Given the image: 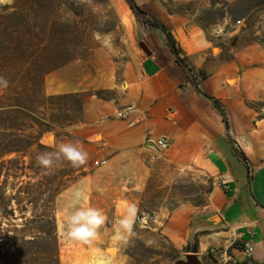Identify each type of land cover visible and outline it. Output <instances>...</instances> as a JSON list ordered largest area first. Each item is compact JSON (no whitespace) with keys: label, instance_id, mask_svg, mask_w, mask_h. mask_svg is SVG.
<instances>
[{"label":"rangeland","instance_id":"374dc122","mask_svg":"<svg viewBox=\"0 0 264 264\" xmlns=\"http://www.w3.org/2000/svg\"><path fill=\"white\" fill-rule=\"evenodd\" d=\"M134 2L132 10L126 0H0V77L8 82L0 86V102L14 101L13 83L29 82L36 64L55 68L43 80L33 119L9 108L0 114V264H94L102 256L114 264H174L197 255L192 244L177 249L163 226L181 204H209L217 180L202 170L162 169L131 180L130 187L100 158L98 122L125 119L116 114L126 106L120 103L127 73H137L139 44L150 45L154 31L163 34L150 17L172 33L188 78L197 81L231 63L235 78H247V106L264 119V0ZM108 36L111 48L104 45ZM67 89L76 91L50 92ZM20 93L17 102L27 104L29 96ZM61 95L67 98L49 100ZM107 107L111 114L103 116ZM68 140L83 144L86 164L65 162L45 174L35 156L52 151L53 141ZM157 159L148 152L145 165ZM77 189L87 196L79 207L97 208L108 218L91 245L66 235L65 208ZM129 204L138 215L125 243L117 238V221ZM211 250L197 255L201 264H242Z\"/></svg>","mask_w":264,"mask_h":264},{"label":"crops","instance_id":"0c3cea01","mask_svg":"<svg viewBox=\"0 0 264 264\" xmlns=\"http://www.w3.org/2000/svg\"><path fill=\"white\" fill-rule=\"evenodd\" d=\"M153 35L146 45L150 55L142 51L137 73H127L120 105L133 104L135 110L124 120L98 122L100 158L130 187L131 180L162 169L210 174L218 186L209 204L187 203L171 210L164 233L177 249L196 244L197 255L219 249L222 256L242 264H264V119L245 102L247 78H235L233 65L222 63L196 81L197 91L174 61L164 34ZM207 97L223 105L227 125ZM107 110L103 116L111 114ZM158 138L169 148L147 167L145 159L152 150L148 143ZM220 176L228 182L226 189L218 182ZM244 243L253 246L249 258L243 254Z\"/></svg>","mask_w":264,"mask_h":264},{"label":"clouds","instance_id":"9594fccd","mask_svg":"<svg viewBox=\"0 0 264 264\" xmlns=\"http://www.w3.org/2000/svg\"><path fill=\"white\" fill-rule=\"evenodd\" d=\"M99 40V34H96ZM106 47L111 48V37H106L104 41ZM0 86L7 87L8 82L0 77ZM68 131L71 132V126ZM53 150L40 152L35 156V161L47 174V171L53 167H59L62 163H68L72 167H79L86 164L88 152L79 140L62 141L56 144L53 141ZM87 199V196L79 189L73 192L72 200L66 206V225L67 237L72 240L91 245L97 239L99 230L107 222V216L93 207H79V202ZM138 215V208L135 204H129L126 208V214L117 221V238L125 243L135 234L134 225ZM94 264H114L113 260L106 257H100L94 261Z\"/></svg>","mask_w":264,"mask_h":264},{"label":"trees","instance_id":"16d2710c","mask_svg":"<svg viewBox=\"0 0 264 264\" xmlns=\"http://www.w3.org/2000/svg\"><path fill=\"white\" fill-rule=\"evenodd\" d=\"M127 4L129 5L130 9L134 10L137 9V6L135 5L134 0H126ZM150 25L155 28L160 30L166 39V44L167 47L169 48V51L174 57V61L187 73V64L185 58L180 57V51L177 48L176 41L173 38L171 32L167 29V27L160 23L156 18L150 17ZM55 68H44L41 64H36L33 67L32 71V79L28 82L24 81V83H19V84H14L13 83V88L12 91L14 93V101L11 104H4L0 102V114L3 113L4 111L7 110V108L11 109L12 112L14 113H21L26 115L28 118L33 119L36 114H35V107L38 106L41 103V99H43V92H42V85H43V80L47 74H49L51 71H53ZM17 73H20V70L17 71ZM189 74V73H188ZM189 81L191 84L194 86V88L198 90L197 88V83L195 80H193L191 77L189 78ZM19 90V91H18ZM24 91L25 95H28V101L27 104L24 102L18 103L17 102V97L19 95H23L20 92ZM67 98L65 95L61 96H51L49 100H63ZM207 99L210 101L211 105L217 110V112L221 115L224 123L227 125V119H226V114L224 111L223 105L220 103L219 100L213 98V97H207ZM14 151V150H13ZM16 151V150H15ZM48 218V219H46ZM43 219H46L48 221H52L53 219L49 218L47 215H43ZM53 225V223H51ZM196 244L193 245V252H196ZM1 254V250H0Z\"/></svg>","mask_w":264,"mask_h":264},{"label":"built area","instance_id":"2783aa9c","mask_svg":"<svg viewBox=\"0 0 264 264\" xmlns=\"http://www.w3.org/2000/svg\"><path fill=\"white\" fill-rule=\"evenodd\" d=\"M135 108L136 107L133 104L127 105L121 111L117 112L116 116L118 118H126L131 112L135 110ZM148 144L152 145V150L149 151L150 160H155L159 158V156H161L169 148L168 142L163 138L155 139L154 141H151ZM243 161L248 166L247 161L245 159H243ZM218 182L221 184V186H223V188L225 189L227 188L228 182L225 178L220 176L218 179ZM211 252H214V249H212ZM252 253H253V246L249 243H244V246H243L244 256L246 258H249L252 255Z\"/></svg>","mask_w":264,"mask_h":264},{"label":"water","instance_id":"95a60500","mask_svg":"<svg viewBox=\"0 0 264 264\" xmlns=\"http://www.w3.org/2000/svg\"><path fill=\"white\" fill-rule=\"evenodd\" d=\"M139 47L146 55H150V51L148 50L147 46L144 43L141 42L139 44ZM174 264H201V261L197 255L190 254L187 255L184 260L182 259L177 260Z\"/></svg>","mask_w":264,"mask_h":264}]
</instances>
